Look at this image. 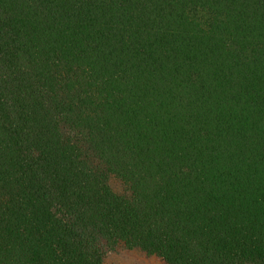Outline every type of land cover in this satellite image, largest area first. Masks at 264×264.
<instances>
[{
  "label": "trees",
  "instance_id": "trees-1",
  "mask_svg": "<svg viewBox=\"0 0 264 264\" xmlns=\"http://www.w3.org/2000/svg\"><path fill=\"white\" fill-rule=\"evenodd\" d=\"M119 246L264 264V0H0V264Z\"/></svg>",
  "mask_w": 264,
  "mask_h": 264
},
{
  "label": "rangeland",
  "instance_id": "rangeland-1",
  "mask_svg": "<svg viewBox=\"0 0 264 264\" xmlns=\"http://www.w3.org/2000/svg\"><path fill=\"white\" fill-rule=\"evenodd\" d=\"M29 81V80H28ZM112 187L117 191H121L120 184L116 181L111 182ZM104 264H166L162 259L155 256H148L140 250H127L123 246H119L114 251H108Z\"/></svg>",
  "mask_w": 264,
  "mask_h": 264
}]
</instances>
